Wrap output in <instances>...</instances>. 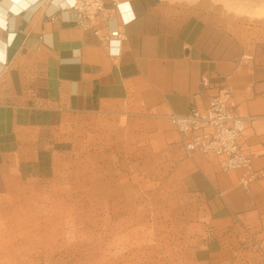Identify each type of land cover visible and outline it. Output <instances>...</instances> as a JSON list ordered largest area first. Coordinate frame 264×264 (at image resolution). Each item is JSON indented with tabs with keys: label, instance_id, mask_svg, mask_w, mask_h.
I'll list each match as a JSON object with an SVG mask.
<instances>
[{
	"label": "crops",
	"instance_id": "0c3cea01",
	"mask_svg": "<svg viewBox=\"0 0 264 264\" xmlns=\"http://www.w3.org/2000/svg\"><path fill=\"white\" fill-rule=\"evenodd\" d=\"M127 1L134 19L119 44L83 29L79 12L57 9L58 0H0V148L25 144L41 112L79 115L127 103L136 121L166 125L160 135L170 158H184L176 176L206 198L220 229L252 220L264 205V178L246 191L243 170L222 171L219 158L200 152L186 156L166 120L232 87L247 125L243 147L264 171V37L222 0ZM218 255L209 264H224Z\"/></svg>",
	"mask_w": 264,
	"mask_h": 264
},
{
	"label": "rangeland",
	"instance_id": "374dc122",
	"mask_svg": "<svg viewBox=\"0 0 264 264\" xmlns=\"http://www.w3.org/2000/svg\"><path fill=\"white\" fill-rule=\"evenodd\" d=\"M222 4L264 37V0ZM136 113L41 112L25 144L0 148V264H264V205L220 229L176 176L166 125Z\"/></svg>",
	"mask_w": 264,
	"mask_h": 264
},
{
	"label": "built area",
	"instance_id": "2783aa9c",
	"mask_svg": "<svg viewBox=\"0 0 264 264\" xmlns=\"http://www.w3.org/2000/svg\"><path fill=\"white\" fill-rule=\"evenodd\" d=\"M55 3V0H52ZM123 0H60L57 9H74L79 12L78 24L85 30H93L108 43H121L126 39L125 26L134 18H122ZM48 18H54L48 15ZM204 87H210L209 75L202 77ZM177 131L188 156L195 152L219 158L222 171L243 170L239 186L250 191L254 182L264 178V171L255 169L253 155L243 147L247 128L245 118L238 112L234 90L225 86L215 94L207 107L192 104L183 115L168 116Z\"/></svg>",
	"mask_w": 264,
	"mask_h": 264
},
{
	"label": "bare ground",
	"instance_id": "6f19581e",
	"mask_svg": "<svg viewBox=\"0 0 264 264\" xmlns=\"http://www.w3.org/2000/svg\"><path fill=\"white\" fill-rule=\"evenodd\" d=\"M60 1V0H58ZM75 0H70L71 3H73ZM124 3H122L121 9H122V13H124V15H126V17L124 18L122 15V18L124 20H129L132 19V12H131V3L127 0H123ZM38 2V1H37ZM25 4H27L28 2H24ZM28 5V4H27Z\"/></svg>",
	"mask_w": 264,
	"mask_h": 264
}]
</instances>
